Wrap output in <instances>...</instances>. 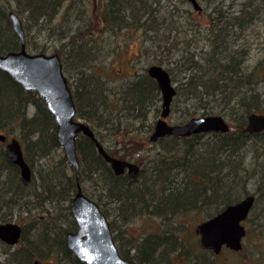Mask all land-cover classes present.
<instances>
[{
	"label": "trees",
	"instance_id": "16d2710c",
	"mask_svg": "<svg viewBox=\"0 0 264 264\" xmlns=\"http://www.w3.org/2000/svg\"><path fill=\"white\" fill-rule=\"evenodd\" d=\"M22 2L23 7L16 9L20 13L28 12L23 19L27 46L30 25L48 29V24L60 13L77 24L72 33H63L58 39L64 51L65 73H69V68L74 69L70 85L78 116L91 125L102 144L109 142L106 149L110 154L125 158L138 153L135 161L143 163L141 151L144 148L140 140L131 141L130 138L124 142L123 148H118L116 142L111 145L110 141L121 133L123 123H144L148 110L161 98L160 89L147 72L127 80L119 90L111 88L103 73L97 70L101 51L98 37L116 35L123 30H131L132 34L141 31L146 41H151L157 48L155 56L160 55L157 62L162 63L166 49L173 48L167 45L170 36L166 32L177 29V24L166 26V21L162 19L167 18L166 15L156 7L159 0H102L91 15L86 14L83 8L75 13L76 0ZM253 6L250 2L245 4L240 15H230L216 7L208 18L209 49L198 53L185 46L182 55L169 66L172 67L170 71L177 70L179 73L172 107L181 101L186 104L179 123L200 112L202 115L222 114L232 123L228 133L204 134L206 138L202 134L161 139L156 143L160 144L158 151L153 152V158L144 165L135 180L128 175H116L98 152L95 142L86 135L79 136L81 180L92 182V192L85 191L100 204L108 218V211L104 208V204L108 203L115 205L123 220L143 213L168 221L192 212L206 213L205 218H210L251 194L248 187L252 181L257 180L259 186L264 183V131L255 134L244 131L250 113L264 112L262 91L259 90L264 81V56L249 66L250 48L239 45L237 35L232 34L234 28L245 29L255 19L256 15L251 10ZM94 17L100 27L92 25ZM163 31L165 34L161 37ZM172 44H175L173 40ZM20 46L7 11L0 7V54L18 50ZM46 48L44 46L39 51L46 52ZM69 61H72V67ZM30 106L35 109L32 115L28 114ZM15 121L20 123L25 158L32 167L33 179L29 186L22 183L19 167L8 161L5 148L0 144V222L12 218L15 208L25 207L29 199L39 206L51 204L53 207L49 208L50 212H46L44 218L34 219L30 225L23 226L21 242L14 248L8 247L5 263L34 264L36 259H41L85 264L66 244L67 232L77 228L71 204L67 206V211H57L58 205L63 207L64 202L72 201L77 179L67 170L66 155L47 161L61 148L54 118L36 92H26L18 82L0 70V129L11 126ZM127 131L124 140L129 138ZM164 140H169L171 144L162 146ZM120 151H124V155H120ZM36 162L40 167L37 170L40 183L38 190L30 192ZM261 187L260 192L264 194ZM26 209L31 211V207ZM51 210L64 213L53 216ZM114 239L117 242L118 236L114 235ZM133 245V255L118 246L121 254L136 264H176L174 259L178 255L189 258L192 250L197 249V246L186 248L183 238L170 229L142 237ZM207 252L191 258V264H226Z\"/></svg>",
	"mask_w": 264,
	"mask_h": 264
},
{
	"label": "rangeland",
	"instance_id": "374dc122",
	"mask_svg": "<svg viewBox=\"0 0 264 264\" xmlns=\"http://www.w3.org/2000/svg\"><path fill=\"white\" fill-rule=\"evenodd\" d=\"M22 1L23 0H0V7L6 10L7 14L14 10L23 19H25L28 12L20 13L21 11L16 9L18 6L21 8L23 7ZM98 1L101 3L102 0ZM76 2H78V6L76 5V7L73 9L75 10V13L83 8L86 11V14L88 13L91 15L92 11H94L98 5L100 6L99 3L97 6L94 5L96 4L95 0H76ZM199 2L202 6V10L200 12L195 10L193 5L187 0H159V4H156V7L158 6L162 14H165L167 17L162 18L164 21H166V26H173L174 23L177 24V29H169L166 32V34H169L170 36V41L167 43V45L173 48L171 50L166 49L165 55L162 56V58H164L162 63L157 62V58H160V55L158 57L155 56L157 48L153 47L151 41H146L145 34L141 31L136 32V34H132L131 30H123L119 31L116 35L108 36L106 34L98 37V46L101 51L96 64L98 65L97 70L103 73L110 87L114 90H119V87L125 84L127 79H133L134 77L132 76L134 75H142L146 73L147 68L152 64L162 65L168 71H170L169 69L172 67L169 66L173 65L171 62L182 55L185 46L188 47L191 52L195 51L198 53L209 49L210 44L208 39L209 33L207 31V24L209 13L213 12L216 7L222 8V10L229 13L230 15H240L245 4H248L249 2L254 4V8L251 10H253L254 15H256L255 19L250 24H248L245 29L234 28L232 34L233 36L237 35L236 38L239 45L242 44L250 48V56L247 62L249 66L254 65L264 56V0H199ZM63 12L64 9L62 13ZM75 13L74 15H76ZM60 15L57 19H52V21L48 24L50 27L48 29H43L40 25H30L29 34L27 36L29 42L27 49L30 53H38L40 52L39 50L45 46L47 48L46 52L44 53H58L63 59L64 51L60 46L61 41L58 38L63 33H72L77 28V24H74L72 18H65ZM91 21L92 25L95 27L101 26L95 17L92 18ZM164 34L165 31H163L162 35L160 34V36L163 37ZM172 40L175 42V44H172ZM69 62V66L72 67V61ZM68 70L69 73L66 75L68 76L70 82L73 81L72 75L74 73V69L69 68ZM170 72L173 82L177 86L179 73L177 70H171ZM259 90L264 91V81L259 85ZM160 97V100L158 99L156 103L148 110L147 119H144L145 121L143 124H141L140 121H133V124L127 122L123 123V129L121 133L115 136L114 139L111 138L110 141L111 145L116 142L118 148H123L125 146L124 142L129 141L130 138H132L130 139L131 141L134 139L140 140L143 145L142 143L137 145H142L144 148L141 151L144 158L143 163H140L142 168L153 158V152H157V148L160 146V144L151 143V141L148 139L149 135L153 131L156 121L161 117V93ZM185 106L186 104L181 101L175 107H172L171 114L167 117V121L171 124L179 123L183 118ZM157 108H159V112L157 111ZM34 111V107L30 106L28 109V114L32 115ZM196 116H202V113L200 112ZM228 122L230 125H232L230 120H228ZM130 129H134V132L129 135V138L124 140V133ZM20 130V123L15 121L11 124V126L0 129V134L7 135L9 140L13 137H17L22 142L23 140L21 139ZM148 130H150L149 133ZM202 136L206 138L207 135L203 134ZM108 144L109 142H107V144L105 142V147H107ZM170 144L171 142L169 140H164L162 146H168ZM1 145L5 148L6 143H2ZM153 148H156V150H151ZM121 154L124 155V151H120V155ZM63 155H65L64 148H58L53 153L52 158H48L47 161H50L51 159L58 160ZM138 156V153H136L133 157H130L133 161H135V158ZM45 161L46 159L43 162ZM67 165L68 172L75 174L74 169L69 165L68 161ZM39 168V163L36 162L34 170L35 178L33 186L29 188L30 192L38 190L37 186L38 183H40V179L38 177L37 170ZM80 178L82 177L80 176ZM80 182L84 191L87 190V193L92 192V182L90 183L85 180H80ZM261 186H259L257 180H255V182L252 181L248 187V190L255 194L256 199H258L254 204L255 207L250 216L244 221V224L247 227V234L243 239L242 249L236 253H232L229 249L224 248L218 255H214L211 251L207 252L212 257H216L219 262L226 264H264V194L260 192L261 190L259 188L261 187L264 189V183ZM71 203L72 201L64 202L62 205L63 207L58 205L57 211L61 209H64V212L67 211V206H69ZM35 204L37 205L36 201L29 199L25 203V207L19 208V206H17L15 208V212L12 214V218H10L8 221H15L23 226H28L32 223V220L44 218L45 213L50 212L49 208L53 207L51 204H47L46 206H36ZM114 206V204L110 203L104 204V208L109 214V221L113 225V233L114 235L118 236L117 244L129 251L131 255L135 254L133 243L136 242V240L153 234L154 232L164 231L166 229H170L171 232H174L177 234V236L180 235V237L183 238L186 248L193 249L194 246H197V249L192 250L191 256L189 258L186 256L184 257V255L181 254L178 256L176 255L177 259H174L176 264H191V258L194 259L201 253L208 251L201 248L200 236L195 231L196 226L206 219V213L203 214L202 212H192L185 216L178 217V219L174 218L171 221L143 213L123 220L117 213V210ZM29 207H31V211L26 209ZM23 209H26V211ZM52 210L51 212L53 213V216H55V214L60 216L64 213L62 211L60 214H58V212L55 213V211ZM8 247V245L0 241V264H7L5 263V258ZM66 263L75 264V262H70L69 260L54 261V264Z\"/></svg>",
	"mask_w": 264,
	"mask_h": 264
},
{
	"label": "water",
	"instance_id": "95a60500",
	"mask_svg": "<svg viewBox=\"0 0 264 264\" xmlns=\"http://www.w3.org/2000/svg\"><path fill=\"white\" fill-rule=\"evenodd\" d=\"M197 11L202 10L199 0H188ZM12 28L20 39V49L0 54V70L18 82L26 92L34 91L45 101L56 124V134L64 148L69 165L77 177V191L72 199L71 211L77 222V229L67 233L68 248L86 264H136L124 257L114 240L111 223L101 206L88 196L79 182L81 160L78 154L77 140L81 134L90 137L98 152L111 165L117 175L127 171L132 179L140 175L141 166L134 162L112 156L98 140L94 130L78 116L77 105L69 79L64 72V65L58 53H30L26 45V29L22 17L15 11L8 15ZM147 73L154 78L162 95L161 117L156 121L151 141L175 135L189 137L194 134L219 133L230 131V124L225 116H194L181 124H171L167 117L171 113L172 103L177 94L170 72L162 65L153 64ZM264 102V91L262 92ZM244 131L255 134L264 131V113L252 112L247 117ZM0 141L6 142L7 136L0 134ZM9 162L20 169L21 181L29 186L33 170L25 158L20 140L11 138L5 147ZM255 195L249 194L236 203L226 206L221 212L200 222L196 233L200 236V246L220 254L224 248L239 251L243 247L247 228L243 221L250 215ZM23 227L15 221L0 222V240L10 246L16 245L22 237ZM35 264H53L36 260Z\"/></svg>",
	"mask_w": 264,
	"mask_h": 264
},
{
	"label": "flooded vegetation",
	"instance_id": "af4514ba",
	"mask_svg": "<svg viewBox=\"0 0 264 264\" xmlns=\"http://www.w3.org/2000/svg\"><path fill=\"white\" fill-rule=\"evenodd\" d=\"M95 5H97L98 3H99V1L98 0H95ZM147 70H148V68H147ZM147 72V71H146ZM138 75V74H137ZM137 75H134V76H132V77H136ZM140 75V74H139ZM130 79H132V78H130ZM128 80V79H127ZM149 131L150 130H148V133H149ZM153 131H154V128H153ZM152 131V132H153ZM127 132H129L130 134L131 133H133L134 132V129H130V130H128ZM129 134V135H130ZM152 134V133H151ZM151 134L149 135V140H150V136H151ZM97 137V136H96ZM98 138V137H97ZM163 138H165V137H163ZM163 138H160L158 141H151V143H153V144H156V143H158L161 139H163ZM117 157H119V158H121V159H125V160H129V161H133L132 159H131V157L129 156V155H127V156H125V158H122V157H120V156H117ZM135 162V161H134ZM111 166V165H110ZM112 168V167H111ZM114 171V170H113ZM117 175V174H116ZM121 175H128V173H127V171L125 172V173H123V174H121ZM129 176V175H128ZM140 176V175H139ZM130 177V176H129ZM131 178V177H130ZM132 179V178H131ZM136 179H138V178H136ZM80 180H81V178L79 179V182H80ZM133 180H135V179H133ZM81 183V182H80ZM73 215V214H72ZM74 217V216H73ZM75 219V218H74ZM76 221V220H75ZM77 223V222H76ZM77 229V228H76ZM75 229V230H76ZM74 230V231H75ZM70 232V231H69ZM68 233V232H67ZM22 234H23V232H22ZM22 238V237H21ZM21 242V239H20V241L16 244V245H14L13 247H16L19 243ZM117 243V242H116ZM66 244H67V234H66ZM118 245V244H117ZM68 247V246H67ZM119 247V246H118ZM69 249V248H68ZM70 250V249H69ZM71 251V250H70ZM72 252V251H71ZM74 254V253H73ZM75 255V254H74ZM76 256V255H75ZM38 260H41V259H38ZM36 261V260H35ZM35 261H34V264H35ZM41 261H49V260H41ZM54 264V263H53Z\"/></svg>",
	"mask_w": 264,
	"mask_h": 264
}]
</instances>
